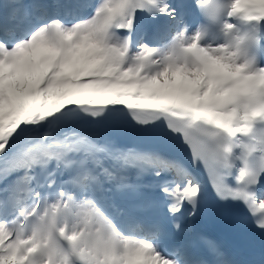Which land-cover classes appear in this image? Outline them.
Wrapping results in <instances>:
<instances>
[{"label": "rangeland", "instance_id": "obj_1", "mask_svg": "<svg viewBox=\"0 0 264 264\" xmlns=\"http://www.w3.org/2000/svg\"><path fill=\"white\" fill-rule=\"evenodd\" d=\"M10 1L13 3L15 0ZM17 1L20 4L16 6L21 7L18 12H21L22 17L26 19L28 16H23L28 15L24 14L27 12L25 0ZM26 2L28 4V0ZM167 2V0H97V13L104 17L102 22L94 19L81 31L63 30L58 34L43 31L30 35V39L18 48H11V43L3 44L4 54L3 56L0 54V78L7 71L8 76L0 82V140L5 136L4 130L11 113L21 110L22 105L26 104L25 100L31 95L48 91H55L57 96H62L72 92L77 93L83 88H112L115 93L125 96L135 93L146 96L154 94L159 87H163L167 92L166 97L170 99H181L193 95L202 101L206 108L217 106V104L222 108V101L225 98H231L239 116L244 115V103L237 100L233 84H225L224 79L231 73V78L242 85L254 78L257 72L249 69L247 64L243 66L237 64L234 50L226 46L218 48L227 53L229 63L225 68H220L216 60L200 58L190 60L188 55L195 57L196 35L177 27L163 40L164 44L161 47L135 50L131 57H127L120 46L103 43L102 28L106 22L115 17L124 18L129 10L138 13L145 11L149 14V19L157 21L159 17L171 15ZM148 3L152 5V10H148ZM27 24L30 25L29 20ZM23 28L26 29V26ZM70 52L71 58L68 61L66 59V63L72 65L70 72L66 74L62 70H55L56 58ZM105 52L114 56L115 61L123 66L124 73L129 70L128 68L140 71V68H135L137 60L150 64L149 67H145L146 64L142 66L147 73L144 72L140 78L141 82L137 81L136 74H130L127 77L128 82L121 79L105 81L100 78ZM202 65L204 66L200 67ZM208 73L213 76L207 77ZM73 79L77 85L69 88L71 85L69 83ZM59 144L62 146L64 143ZM79 146L68 149L75 154L89 153H85L86 149ZM6 165L0 160V180L6 174L14 173L21 167L12 168ZM40 170L39 168V172ZM29 193L32 195L33 192ZM83 203L86 206H80L76 210L74 223L64 224L53 220L50 228L43 226L40 229L23 231L20 236H14L13 229L3 219L0 227L4 229L7 245L15 247L21 257L14 264H23L26 256L34 250L41 252V258L34 264H69L71 256L83 261H92L95 264H143L146 261L151 264H163V261L164 264H175L172 259L161 257L151 259L150 255H154L155 252L148 240L134 237L122 241L118 236H105L101 233L103 227L97 221L94 230L98 236L94 240H88L85 234L90 231H86V222L93 219L95 212L93 205L88 202ZM64 206L63 203H55L47 208L45 215H51ZM4 214L5 212L0 217L3 218ZM55 232L75 244L72 254L61 253L55 241ZM3 250L4 248H0V252Z\"/></svg>", "mask_w": 264, "mask_h": 264}, {"label": "bare ground", "instance_id": "obj_2", "mask_svg": "<svg viewBox=\"0 0 264 264\" xmlns=\"http://www.w3.org/2000/svg\"><path fill=\"white\" fill-rule=\"evenodd\" d=\"M231 9L230 19H234V13L237 10L243 9L247 12L242 17L247 21L259 25L261 20L264 19V0H236V2L233 0ZM115 20L124 29H132V26L141 23L137 12L132 13L131 10L126 19L115 17ZM17 31L19 32V29ZM195 44V60L199 58L216 60L220 68L228 66L227 53L218 49L224 45L206 44L198 38ZM235 57L237 64L242 66L246 64L237 50L235 51ZM257 71L258 73L254 78L242 85L231 78V73H229V77L224 79L225 84H233L237 100L245 105V114L242 116H239L231 98H225L222 101V108L219 107V104L206 108L202 101L193 95L181 99H170L166 97L167 92L163 87H159L154 94L146 96L137 93L125 96L115 93L112 88H83L78 90L77 93L72 92L62 96H57L55 91L31 95L25 100L26 104L22 105V109L12 112L7 120V127L4 130L5 136L0 140V160L3 164H9L13 168H17L18 166H30L42 160L40 155L43 153L58 154L60 158L64 157L63 160H69L74 168L87 167L86 175L89 183L95 182L97 185L100 179L96 178L95 173L98 171L105 173L107 178L104 180L105 182L110 181V179L116 181L117 178L124 176L135 180L146 176L165 178L169 176L163 174L166 168L151 170V167H146V164L149 163L158 167L169 164L165 159L151 152L139 150L115 152L108 149L98 153L94 151L91 137L83 132H74L72 125L64 121L68 110L78 107L124 109L141 113H160L185 121H190L196 116H202L211 123L225 127L229 136L234 138L241 135L256 121L264 118V101L256 91L257 86L264 84V68ZM61 130L64 132L65 137L62 146L53 144L43 148L37 146L47 140L53 143L56 140L55 131ZM30 141H33L32 144L35 143L33 146L36 147L34 148L41 149H31L32 151H30V148H28V142ZM79 145L86 149L85 153H89L83 155L73 152L63 153V148L74 149ZM110 161H114L116 165L108 166ZM42 162L45 163L44 160ZM146 170L148 171L145 172ZM169 183H172V181ZM175 186H178L177 182H175ZM23 193L24 191L21 190L20 195ZM261 201L264 203V200ZM105 230L108 231V228H105ZM156 257L160 256L156 253L150 255L151 259ZM143 264L151 263L146 261Z\"/></svg>", "mask_w": 264, "mask_h": 264}, {"label": "trees", "instance_id": "obj_3", "mask_svg": "<svg viewBox=\"0 0 264 264\" xmlns=\"http://www.w3.org/2000/svg\"><path fill=\"white\" fill-rule=\"evenodd\" d=\"M104 60L102 61V67H101V71L103 72V74H107V76H111V77H128L130 74H135L137 73V75L139 76V74H141L142 71H136L135 69H129L128 71H126V73L123 72L124 68L123 66L119 65L116 61L115 58L112 54H107V57L103 58ZM66 68H70V64H67L65 61V65ZM125 79V78H124ZM6 242V238L4 237L3 233L0 232V247L1 245ZM2 247H5L2 246ZM9 252L11 254H0V264H12L15 262L16 260V254L15 252H13V250H9Z\"/></svg>", "mask_w": 264, "mask_h": 264}]
</instances>
